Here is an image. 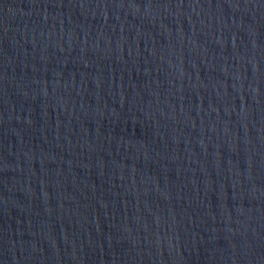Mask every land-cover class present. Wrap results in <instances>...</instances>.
I'll return each mask as SVG.
<instances>
[{
	"label": "water",
	"instance_id": "obj_1",
	"mask_svg": "<svg viewBox=\"0 0 264 264\" xmlns=\"http://www.w3.org/2000/svg\"><path fill=\"white\" fill-rule=\"evenodd\" d=\"M0 264H264V0H93L0 95Z\"/></svg>",
	"mask_w": 264,
	"mask_h": 264
}]
</instances>
